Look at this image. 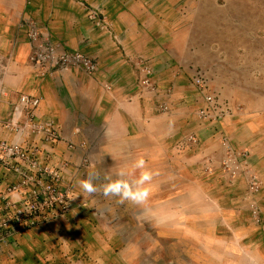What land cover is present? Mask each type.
<instances>
[{
	"label": "crops",
	"instance_id": "crops-1",
	"mask_svg": "<svg viewBox=\"0 0 264 264\" xmlns=\"http://www.w3.org/2000/svg\"><path fill=\"white\" fill-rule=\"evenodd\" d=\"M227 4L0 0V141L19 144L36 153L41 165L58 168L61 185L71 193L67 212L0 243V264H97V260L136 264L131 259L117 263L116 258L123 262L126 250L125 256L133 258L134 250L113 244L133 241L140 218L153 225L171 223L154 217L156 188L144 204L121 203L118 197H105L102 190L82 192L79 181L99 173L93 183L100 189L106 174L115 179L119 169L131 171L143 157L146 167L158 173L153 176L155 183L156 178L185 176V166L195 160L218 157L219 143L193 113L201 98L189 78L190 68L209 66L215 55L210 43L231 33L224 23L235 9L234 3ZM29 21L41 25L43 35L62 49H78L96 59V73L72 68L38 75L28 60ZM144 67L151 71V86L141 83ZM21 93L40 98L33 119L39 131L24 114L15 131L11 112ZM189 133L200 138L193 155L177 147ZM139 174L136 169L133 177L126 178ZM18 183L19 176L0 162V197L20 200ZM146 209H151L147 216Z\"/></svg>",
	"mask_w": 264,
	"mask_h": 264
},
{
	"label": "rangeland",
	"instance_id": "rangeland-1",
	"mask_svg": "<svg viewBox=\"0 0 264 264\" xmlns=\"http://www.w3.org/2000/svg\"><path fill=\"white\" fill-rule=\"evenodd\" d=\"M218 2L221 7L234 3L235 14L224 23L232 31L210 43L215 55L209 66L190 68L189 80L192 84L195 69H203L206 91L223 106L216 121L198 119L196 110L203 100L193 112L219 143L220 154L206 156L202 164H187L185 176L151 182L156 188L154 217L171 223L153 225L140 218L133 241L113 244L134 250L133 258L125 256L126 250L123 262L116 258L117 263L131 259L136 264H264V0ZM33 128L39 131V126ZM190 134L198 145V135ZM223 141L237 158L234 177L220 169L226 154ZM196 145L185 148L180 141L177 147L193 155ZM253 179L257 189L251 188ZM150 212L146 209L145 215Z\"/></svg>",
	"mask_w": 264,
	"mask_h": 264
},
{
	"label": "built area",
	"instance_id": "built-area-1",
	"mask_svg": "<svg viewBox=\"0 0 264 264\" xmlns=\"http://www.w3.org/2000/svg\"><path fill=\"white\" fill-rule=\"evenodd\" d=\"M89 16L93 17L92 11ZM42 28L35 21L26 24L27 37L31 44L28 60L38 75H46L54 71L65 72L72 68L82 69L88 74L96 73L98 70L96 59L90 58L78 49H62L59 43L43 35ZM143 75L142 85L151 86V71L148 67H144ZM192 84L198 89L201 100L204 101L203 106L196 110L198 119L203 121L220 119L223 106L218 107V102L206 91L203 69H195ZM39 105L38 96L21 93L11 112L13 126L18 128L16 122L21 114L29 119L30 124L36 125L32 119ZM182 142L185 147L194 146L197 138L190 134ZM223 143L226 154L220 162V169L224 174L234 177L239 169L237 158L232 156L233 151L226 141ZM0 162L19 176L17 189L22 191L20 200L16 202L10 201L5 196V198L0 197V243L13 233L22 232L50 217L67 212L71 193L61 185L62 176L58 168L41 165L36 153L5 140L0 141ZM250 185L252 189L258 188L254 179Z\"/></svg>",
	"mask_w": 264,
	"mask_h": 264
},
{
	"label": "clouds",
	"instance_id": "clouds-1",
	"mask_svg": "<svg viewBox=\"0 0 264 264\" xmlns=\"http://www.w3.org/2000/svg\"><path fill=\"white\" fill-rule=\"evenodd\" d=\"M136 169L140 170L139 176L127 179L126 177L134 176ZM156 174L158 173L146 167L144 158L140 157L133 163L131 171L121 168L116 172L115 179L106 174L104 176L106 183L100 189L93 183V179L99 175L96 172L90 173L87 179L79 181V186L84 193L93 194L102 190L105 197H118L121 203L131 201L135 204H144L152 194L151 181ZM97 264H102V262L97 260Z\"/></svg>",
	"mask_w": 264,
	"mask_h": 264
}]
</instances>
